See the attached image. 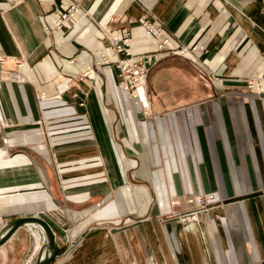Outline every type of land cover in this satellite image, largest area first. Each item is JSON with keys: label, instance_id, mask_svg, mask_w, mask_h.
<instances>
[{"label": "crops", "instance_id": "crops-1", "mask_svg": "<svg viewBox=\"0 0 264 264\" xmlns=\"http://www.w3.org/2000/svg\"><path fill=\"white\" fill-rule=\"evenodd\" d=\"M71 2L0 0V236L42 217L50 264H264V0H81L53 29ZM144 18L188 47L150 67L154 117L100 61L123 28L156 51ZM35 229L0 264H29Z\"/></svg>", "mask_w": 264, "mask_h": 264}, {"label": "built area", "instance_id": "built-area-1", "mask_svg": "<svg viewBox=\"0 0 264 264\" xmlns=\"http://www.w3.org/2000/svg\"><path fill=\"white\" fill-rule=\"evenodd\" d=\"M82 9L81 0H72L63 11L59 12L58 18L54 22L53 29H61L67 23H69L75 15ZM141 24L145 26L147 33L157 38L156 51L142 54L139 56H132L129 48V31L126 28L121 30L120 34H114L109 37L108 45L100 51L101 62H115L116 67L119 68V73L122 77V88L124 90L130 89L133 98L136 102L144 108V111H149V103L152 98L146 84V77L149 73L150 67L156 64L162 57L171 54H185L188 52V47L177 45L175 47L170 46V38L161 25L148 22L146 18L141 20ZM45 31H51L52 29L45 26ZM126 54L129 57L130 64H125L124 60L120 59V54ZM144 88L145 93L143 96L139 95V89ZM203 205V204H202ZM198 207L197 210H192L190 213L198 212L204 205ZM189 213V212H188Z\"/></svg>", "mask_w": 264, "mask_h": 264}, {"label": "water", "instance_id": "water-1", "mask_svg": "<svg viewBox=\"0 0 264 264\" xmlns=\"http://www.w3.org/2000/svg\"><path fill=\"white\" fill-rule=\"evenodd\" d=\"M28 224L40 228L43 235V242L37 254L29 264H50L56 257L59 247L56 242L54 229H52L51 225L42 217H22L10 222L0 236V246L17 228Z\"/></svg>", "mask_w": 264, "mask_h": 264}, {"label": "rangeland", "instance_id": "rangeland-1", "mask_svg": "<svg viewBox=\"0 0 264 264\" xmlns=\"http://www.w3.org/2000/svg\"><path fill=\"white\" fill-rule=\"evenodd\" d=\"M120 74V73H119ZM121 76V75H120ZM122 77H121V80H120V82H119V87L121 88V89H123L122 88ZM124 90V89H123ZM124 91H126V90H124ZM126 92H128V94L130 95V98L131 99H133L135 102H136V99L135 98H133V96H132V92L130 91V89H128ZM83 99H86V98H82V100L81 101H77L76 103L77 104H79V105H83ZM139 105H140V103H138ZM141 106V105H140ZM149 107H151V105H150V103H149ZM141 108H142V110H143V112L141 113L143 116H145V117H147V116H151V117H154V113H150L149 111H150V109H149V111H147V112H145L144 111V108L141 106ZM80 116H82V113H80L79 114ZM78 169V168H77ZM79 170V169H78ZM77 170V172H79ZM203 197H205L207 200L208 199H210V197H211V195H207V196H205L204 194H202V193H200L199 195H196L195 197H193L192 199H189L188 201L189 202H193L194 203V208L192 209V210H195L197 207H201V205L203 204L204 205V203H205V201H206V199H203ZM202 205V206H203ZM55 233H56V231H55Z\"/></svg>", "mask_w": 264, "mask_h": 264}, {"label": "bare ground", "instance_id": "bare-ground-1", "mask_svg": "<svg viewBox=\"0 0 264 264\" xmlns=\"http://www.w3.org/2000/svg\"><path fill=\"white\" fill-rule=\"evenodd\" d=\"M139 95H141V96H143L144 95V93H145V90H144V88H140L139 89ZM7 139V138H6ZM8 140V139H7ZM50 225V224H49ZM27 226H29V224L27 225ZM31 227V226H30ZM35 230H40V228H38L37 227V229H35ZM40 232V233H39ZM36 233V232H35ZM37 233H39L40 234V236H41V239H42V242H43V235L41 234V230L40 231H38ZM42 244V243H41Z\"/></svg>", "mask_w": 264, "mask_h": 264}]
</instances>
